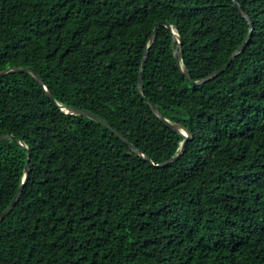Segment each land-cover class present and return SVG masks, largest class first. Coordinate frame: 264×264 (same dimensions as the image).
<instances>
[{
    "label": "trees",
    "instance_id": "obj_1",
    "mask_svg": "<svg viewBox=\"0 0 264 264\" xmlns=\"http://www.w3.org/2000/svg\"><path fill=\"white\" fill-rule=\"evenodd\" d=\"M0 0V136L30 150L0 222V264H264V0ZM171 122L170 128L138 93ZM28 150L0 142V213Z\"/></svg>",
    "mask_w": 264,
    "mask_h": 264
},
{
    "label": "water",
    "instance_id": "obj_2",
    "mask_svg": "<svg viewBox=\"0 0 264 264\" xmlns=\"http://www.w3.org/2000/svg\"><path fill=\"white\" fill-rule=\"evenodd\" d=\"M235 6L236 8L241 12V14L248 20V22L250 23V27L251 30L247 36V39L245 40V42L239 46V48L232 53L230 59L228 60V62L226 64H224L221 68L215 70L214 72L208 74L207 76L201 78V79H194L191 76V73L189 72L187 66L184 64V59H183V49L181 47L182 44V36L180 35V33L175 30V28L173 27V25L168 22V21H159L156 23L155 28L151 34L150 37V43H153L154 40L156 39L157 33H158V29L161 25H165L167 26L174 34L173 37V46H175V59L178 63V65L181 67L182 72L184 74V76L193 84L195 85H200L202 83H205L211 79H213L214 77L218 76L220 73L224 72L227 67L229 66V64L231 63V61L233 60L234 56L240 52L241 50H243L246 46V44L249 42L251 35H252V30H253V25L251 23L250 17L249 15L242 9L241 5L239 4V2L237 0H234ZM148 51H149V47L146 48L144 55H143V59H142V63H141V68H140V72H139V79H138V93L141 95V97L146 101V103L150 106V108L153 110V112L163 121L165 122L170 128L174 129L175 131L181 133L184 135V139L182 141L181 144V148L180 151L172 156L171 158H169L168 160L162 162V163H157L155 165H166L171 163L172 161H174L175 159L179 158L184 151L186 150V146L188 143V140L192 137L191 132L184 126H181L178 123H174L171 122L170 120H168L160 111V109L158 108V106L147 96H145L143 94L142 91V84H143V73H144V68H145V63H146V59H147V55H148ZM19 72V71H29L32 72L34 74V76L37 78V80L39 81V83L44 87V89L46 90L48 96L56 103L57 106L63 108H66V112L67 113H72V114H83L86 116H89L91 118L96 119L97 121H99L100 123H102L103 125H105L108 129H110L114 134H116L121 140H123L125 143L128 144V146L130 148H132L133 150H135L137 153L141 154L145 159H147L148 161H150V163L154 164V162L151 160V158L147 155L144 154L143 151L141 149H139L135 144H133L130 140H128L119 130H117L116 128H114L106 119H104L102 116H100L99 114L86 109V108H82V107H78V106H73V105H62L61 103L57 102V100L55 99L54 94L47 88L46 84L44 83V80L42 79V77L37 73V71L31 67H24V66H15V67H9L7 69H3L0 70V76L8 73V72ZM9 138H13L16 142H19L20 144H22L23 146H25L28 150V160L26 162L25 165V176H24V180L21 183V185L19 186L17 193L15 195V197L13 198V200L11 201V203L7 206V208H5V210H3L0 213V222L6 217L7 214H9L11 212V210L15 207V205L17 204L20 195L22 193L23 187L27 182V179L29 178V174H30V158H31V154H30V150L29 148L23 143L21 142L18 138H15L14 136L10 135V134H4L0 136V142Z\"/></svg>",
    "mask_w": 264,
    "mask_h": 264
}]
</instances>
